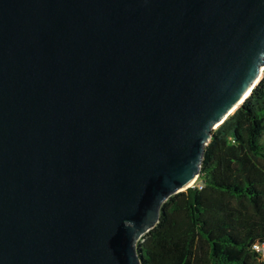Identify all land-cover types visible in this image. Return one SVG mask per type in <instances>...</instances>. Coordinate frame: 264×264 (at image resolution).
Masks as SVG:
<instances>
[{
  "label": "water",
  "instance_id": "obj_1",
  "mask_svg": "<svg viewBox=\"0 0 264 264\" xmlns=\"http://www.w3.org/2000/svg\"><path fill=\"white\" fill-rule=\"evenodd\" d=\"M263 70L264 0H0V264H141Z\"/></svg>",
  "mask_w": 264,
  "mask_h": 264
},
{
  "label": "trees",
  "instance_id": "obj_2",
  "mask_svg": "<svg viewBox=\"0 0 264 264\" xmlns=\"http://www.w3.org/2000/svg\"><path fill=\"white\" fill-rule=\"evenodd\" d=\"M193 187L165 200L137 242L141 264H264V70L212 130Z\"/></svg>",
  "mask_w": 264,
  "mask_h": 264
},
{
  "label": "built area",
  "instance_id": "obj_3",
  "mask_svg": "<svg viewBox=\"0 0 264 264\" xmlns=\"http://www.w3.org/2000/svg\"><path fill=\"white\" fill-rule=\"evenodd\" d=\"M253 247L260 254L261 260L264 263V241L254 243Z\"/></svg>",
  "mask_w": 264,
  "mask_h": 264
},
{
  "label": "rangeland",
  "instance_id": "obj_4",
  "mask_svg": "<svg viewBox=\"0 0 264 264\" xmlns=\"http://www.w3.org/2000/svg\"><path fill=\"white\" fill-rule=\"evenodd\" d=\"M196 182V181H195ZM195 182H193L192 184H190V186H188L187 188H191L194 186V184H196Z\"/></svg>",
  "mask_w": 264,
  "mask_h": 264
},
{
  "label": "snow or ice",
  "instance_id": "obj_5",
  "mask_svg": "<svg viewBox=\"0 0 264 264\" xmlns=\"http://www.w3.org/2000/svg\"><path fill=\"white\" fill-rule=\"evenodd\" d=\"M249 91H251V89H249ZM245 95H247V93H245Z\"/></svg>",
  "mask_w": 264,
  "mask_h": 264
},
{
  "label": "bare ground",
  "instance_id": "obj_6",
  "mask_svg": "<svg viewBox=\"0 0 264 264\" xmlns=\"http://www.w3.org/2000/svg\"><path fill=\"white\" fill-rule=\"evenodd\" d=\"M194 182H195V181H194ZM192 183H193V182H192ZM192 183H191V184H192Z\"/></svg>",
  "mask_w": 264,
  "mask_h": 264
}]
</instances>
